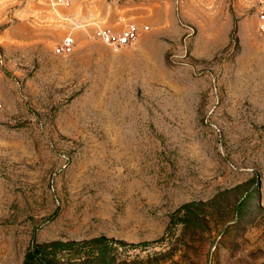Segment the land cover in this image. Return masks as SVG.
I'll return each instance as SVG.
<instances>
[{
    "label": "rangeland",
    "instance_id": "rangeland-1",
    "mask_svg": "<svg viewBox=\"0 0 264 264\" xmlns=\"http://www.w3.org/2000/svg\"><path fill=\"white\" fill-rule=\"evenodd\" d=\"M129 23L133 45L95 35ZM100 236L134 264H264L254 0H0V264Z\"/></svg>",
    "mask_w": 264,
    "mask_h": 264
},
{
    "label": "trees",
    "instance_id": "trees-1",
    "mask_svg": "<svg viewBox=\"0 0 264 264\" xmlns=\"http://www.w3.org/2000/svg\"><path fill=\"white\" fill-rule=\"evenodd\" d=\"M197 206L203 203L187 204L184 210L198 220L199 215L193 211ZM120 245L123 242L105 236L76 242L33 243L22 264H134L133 260L119 257Z\"/></svg>",
    "mask_w": 264,
    "mask_h": 264
},
{
    "label": "built area",
    "instance_id": "built-area-1",
    "mask_svg": "<svg viewBox=\"0 0 264 264\" xmlns=\"http://www.w3.org/2000/svg\"><path fill=\"white\" fill-rule=\"evenodd\" d=\"M69 0H58V3L65 4ZM256 4V12L258 19V29L264 33V0H254ZM149 30L148 26L138 27L134 23L125 25L119 31H113L109 28L97 27L95 35L101 42L111 47L119 48L122 46L133 45L139 37L140 32ZM74 40L71 36H66L55 47V53L60 55H67L73 50Z\"/></svg>",
    "mask_w": 264,
    "mask_h": 264
}]
</instances>
